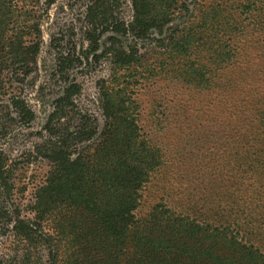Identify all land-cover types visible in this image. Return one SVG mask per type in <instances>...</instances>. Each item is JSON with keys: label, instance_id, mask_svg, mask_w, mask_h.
<instances>
[{"label": "rangeland", "instance_id": "374dc122", "mask_svg": "<svg viewBox=\"0 0 264 264\" xmlns=\"http://www.w3.org/2000/svg\"><path fill=\"white\" fill-rule=\"evenodd\" d=\"M154 1L156 26L145 35L106 31L98 43L87 36L93 0L46 4L38 67L22 80L7 72L1 92L0 151L14 189L9 198L0 193V209L7 213L0 218V257L15 255L7 209L16 202L29 215L50 169L38 151L49 138L44 126L50 114L62 105L58 115L70 134L96 129L91 140L72 147L76 155L99 138L103 85L121 74L116 86L129 89L139 132L161 154L142 210L167 198L176 212L228 226L264 255V0ZM111 4L113 16L128 26L132 0ZM59 52L76 59L65 79L57 71ZM122 52L135 56L124 68L118 64ZM70 85L77 89L64 106L60 97ZM12 94H21L34 110L30 126L11 107ZM198 254L184 257L185 264H209Z\"/></svg>", "mask_w": 264, "mask_h": 264}, {"label": "trees", "instance_id": "16d2710c", "mask_svg": "<svg viewBox=\"0 0 264 264\" xmlns=\"http://www.w3.org/2000/svg\"><path fill=\"white\" fill-rule=\"evenodd\" d=\"M93 1L86 16L91 42L98 43L106 31L145 35L156 26L155 1L132 0L135 14L128 26L112 14L110 5L116 0ZM53 2L0 0V105L7 72L22 80L38 67L42 20L48 14L46 4ZM119 55L122 68L135 59L133 53ZM75 62L70 54L56 55L62 78ZM121 77L104 83L103 130L76 155L72 147L91 140L96 129L81 127L70 134L58 115L64 107L50 114L44 126L49 138L38 146L50 169L28 207L31 215L23 214V204L16 202L10 206L14 209H7L15 255L8 260L0 257V264H185L184 257L196 259L198 252L209 264H264V255L228 226L198 223L176 212L167 198L142 210L161 154L141 136L129 89L116 86ZM76 89L65 88L60 97L64 106L72 104ZM8 100L19 121L30 126L36 117L30 104L21 94ZM6 167L7 156L0 151V193L9 198L14 187ZM6 214L0 209V218Z\"/></svg>", "mask_w": 264, "mask_h": 264}]
</instances>
